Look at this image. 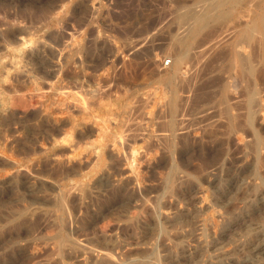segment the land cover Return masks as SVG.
I'll return each mask as SVG.
<instances>
[{
    "label": "rangeland",
    "instance_id": "obj_1",
    "mask_svg": "<svg viewBox=\"0 0 264 264\" xmlns=\"http://www.w3.org/2000/svg\"><path fill=\"white\" fill-rule=\"evenodd\" d=\"M263 235L264 0H0V264H264Z\"/></svg>",
    "mask_w": 264,
    "mask_h": 264
},
{
    "label": "bare ground",
    "instance_id": "obj_2",
    "mask_svg": "<svg viewBox=\"0 0 264 264\" xmlns=\"http://www.w3.org/2000/svg\"><path fill=\"white\" fill-rule=\"evenodd\" d=\"M255 1H258V0H255ZM250 3V2H249ZM253 4L252 5H254L255 6V2L253 1L252 2ZM198 15V14H197ZM185 28V27H184ZM182 29L183 31H184V34H186V31H185V29ZM187 29V28H186ZM181 30V31H182ZM183 34V35H184ZM238 44H239V42H238ZM241 45L243 46V44L240 42V44L236 47V55H237V59H238V61H240V63L241 62H245L244 60V57L242 56V55H240V52L242 51H240V49L242 48L241 47ZM206 46V45H205ZM240 46V47H239ZM202 47V46H201ZM203 49V51L205 50L204 48H202ZM199 50V49H198ZM197 50V51H198ZM199 53H200V51H198ZM202 52V51H201ZM203 53V52H202ZM195 54V53H194ZM198 54V53H197ZM243 54V53H242ZM242 56V57H241ZM185 57H186V55H183V56H181L180 58H179V62H183L184 61V59H185ZM194 57H196V56H194L193 55V59H195V61L197 60V59H199V57H198V55H197V59L196 58H194ZM242 58L244 59V60H242ZM192 61H194V60H192ZM194 61V62H195ZM153 63H155L154 61H152ZM237 62V61H236ZM152 63V64H153ZM156 64V63H155ZM177 65H178V63H177ZM237 65V64H236ZM13 66V65H12ZM15 67H16V64L14 65ZM154 66H156V65H154ZM13 68V67H12ZM21 71V70H20ZM19 71V72H20ZM23 74L24 75H26V72L24 71L23 72ZM234 83V82H233ZM234 87V86H233ZM254 113V112H253ZM253 113H251L252 115H253ZM250 114V115H251ZM238 125V124H237ZM252 168H253V166L252 165H250V166H248V168H246L242 173H241V175L239 174V175H236V176H232L231 177V179H232V181L234 180V183L235 182H241V183H245L246 181H248L249 179H251V178H253L252 177ZM227 176H219V177H217L216 179H214L211 183H209V184H207L206 186H200L199 184H197V186H196V188L194 189V191L192 192V194H191V196H190V200H189V202L188 203H186V204H180V211H181V214H180V217L182 216V215H193V209L192 208H194L195 206H198V205H200V204H198L199 203V201L202 199V197L204 196V195H206L207 193H208V191H209V189H211V188H215L219 183H222L225 179H224V177H229V175H231L229 172H227ZM102 177V176H101ZM255 177V176H254ZM101 179V178H100ZM230 179V180H231ZM255 178H253V180H254ZM8 183H12L11 182V180H6ZM225 182V181H224ZM239 185H240V183H238ZM8 185V184H7ZM12 187H17V185L16 184H13L12 183ZM234 188H236L235 186H234ZM216 189H218V188H216ZM236 190V189H235ZM54 199H53V197H50L49 199H48V202L50 203V202H55V201H53ZM80 201H82V200H80ZM79 201V202H80ZM134 201V200H133ZM202 202V201H201ZM134 203V202H133ZM176 205H177V209H178V211H177V214L176 215H173V216H165L166 217V223H168L169 225H175V224H177L178 222H179V201H177L176 203H175ZM201 204H203V203H201ZM206 204V203H205ZM137 205V204H136ZM201 206H203V205H201ZM205 206V205H204ZM209 206V205H208ZM136 207V206H135ZM190 216V217H191ZM157 217V216H156ZM165 217H164V219H165ZM193 218V217H192ZM189 219V218H188ZM196 219V218H195ZM190 220H191V218H190ZM145 225H146V223H145ZM260 225V224H259ZM147 226H148V228H150L151 229V231H152V233L151 234H153V232L155 233L158 229H159V231H160V229H161V218H154V220L152 221V222H150L149 224H147ZM174 227V226H173ZM147 228V227H146ZM260 228V227H259ZM258 228V229H259ZM146 230V229H145ZM165 232V231H164ZM163 232V233H164ZM177 232V231H176ZM159 234H160V232H159ZM116 235V234H115ZM114 235V236H115ZM264 236V235H263ZM109 237V236H108ZM113 237V236H112ZM159 237V236H158ZM110 238V237H109ZM116 239V238H115ZM115 239H114V241H113V244H114V242H115ZM133 239V238H132ZM159 239V238H158ZM89 240V241H88ZM135 240V239H134ZM147 240H148V238H147ZM120 241V240H119ZM91 241H90V239H85V241H80V246L82 247V251H81V256L84 258V257H86V255H89V256H92L93 257V259H94V261H98V260H100L101 259V257H102V255H103V253L101 252V251H98L97 249H92V247H90L91 245V243H90ZM121 242V241H120ZM138 241H136V243H137ZM85 243V244H84ZM96 243V242H95ZM122 243H124V242H121V244ZM154 243V242H153ZM192 243V242H191ZM93 244V243H92ZM113 244H106V245H103V246H105L106 248H107V250H110V247H112L113 246ZM125 244V243H124ZM154 245V244H153ZM86 246H89V248L88 247H86ZM116 246V245H115ZM121 246V245H120ZM128 246V245H127ZM127 246H125V248H127ZM193 246V245H192ZM117 247H118V245H117ZM148 247V246H147ZM149 247H151L150 245H149ZM113 248V247H112ZM154 248V247H153ZM119 249V248H118ZM120 249H121V247H120ZM113 250V249H112ZM121 250H124V247H123V249H121ZM121 250H119V252L121 251ZM149 250V249H148ZM153 250V249H152ZM256 253H262V252H264V243H258L257 245H255V247H254V249H253ZM111 251V250H110ZM114 251V250H113ZM125 251V250H124ZM128 251V250H127ZM126 251V252H127ZM154 251V250H153ZM194 251H195V249L194 248H192L191 246H188L186 249H185V251H184V253H183V255L181 254V257H174L175 259L173 260V262L175 263V262H178V261H180V260H182V258H190L193 254H194ZM115 252V251H114ZM129 252V251H128ZM142 252V251H141ZM155 252V251H154ZM254 252V253H255ZM122 253V252H121ZM121 253H119V254H121ZM130 253V252H129ZM134 253V252H133ZM132 253V254H133ZM106 254H107V258H109V263H107V261H106V263L107 264H122L123 263V260H122V258L119 256V254L117 253V252H115V253H113V255L112 256H110V254L108 253V252H106ZM131 254V255H132ZM150 254V253H149ZM148 254V255H149ZM196 254H198V253H196ZM122 255H124V254H122ZM121 255V256H122ZM126 255V254H125ZM142 255H144V254H142ZM142 255L140 256V257H142ZM148 255H146V256H148ZM104 256H106V255H104ZM108 256H110V257H108ZM128 256V255H127ZM133 256V255H132ZM150 256V255H149ZM134 257V256H133ZM137 257V256H136ZM87 258V257H86ZM127 258V257H126ZM129 258V257H128ZM127 258V262H129V264H131V263H133V262H131V260H129ZM147 258V257H146ZM171 258V257H170ZM105 259V258H104ZM145 259V258H144ZM143 259V260H144ZM157 259V258H156ZM107 260V259H106ZM172 260V259H171ZM182 261H184V260H182ZM105 262V261H104ZM194 262V261H193ZM98 263V262H97ZM135 263V262H134ZM138 263V262H137ZM182 263V262H181ZM102 264V263H101ZM123 264H125V263H123ZM147 264H155L154 263V261H148V263ZM192 264V263H191Z\"/></svg>",
    "mask_w": 264,
    "mask_h": 264
},
{
    "label": "built area",
    "instance_id": "obj_3",
    "mask_svg": "<svg viewBox=\"0 0 264 264\" xmlns=\"http://www.w3.org/2000/svg\"><path fill=\"white\" fill-rule=\"evenodd\" d=\"M163 66H164V67H169V66H170V62H169V61H165V62H163Z\"/></svg>",
    "mask_w": 264,
    "mask_h": 264
}]
</instances>
